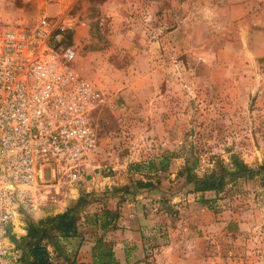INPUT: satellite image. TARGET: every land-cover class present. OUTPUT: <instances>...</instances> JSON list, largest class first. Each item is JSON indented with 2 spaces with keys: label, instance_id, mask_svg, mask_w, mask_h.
Listing matches in <instances>:
<instances>
[{
  "label": "rangeland",
  "instance_id": "rangeland-1",
  "mask_svg": "<svg viewBox=\"0 0 264 264\" xmlns=\"http://www.w3.org/2000/svg\"><path fill=\"white\" fill-rule=\"evenodd\" d=\"M62 13L78 20L74 64L103 100L82 180L46 186L44 208L74 210L110 244L136 214L128 264H264V0H0V25ZM232 154L259 172L192 191Z\"/></svg>",
  "mask_w": 264,
  "mask_h": 264
},
{
  "label": "built area",
  "instance_id": "built-area-1",
  "mask_svg": "<svg viewBox=\"0 0 264 264\" xmlns=\"http://www.w3.org/2000/svg\"><path fill=\"white\" fill-rule=\"evenodd\" d=\"M77 23L62 13L0 25V264L22 261L15 228L42 214L45 187L77 184L98 149L103 94L75 67L67 35Z\"/></svg>",
  "mask_w": 264,
  "mask_h": 264
},
{
  "label": "trees",
  "instance_id": "trees-1",
  "mask_svg": "<svg viewBox=\"0 0 264 264\" xmlns=\"http://www.w3.org/2000/svg\"><path fill=\"white\" fill-rule=\"evenodd\" d=\"M69 35V34H68ZM67 35V39H68ZM69 42V39L67 40ZM70 43V42H69ZM231 165L233 168H229L228 166H219L223 170V173L217 174L216 171L211 170L208 174H205L201 178H196L192 182L191 177L187 181L192 182V191L193 192H206V191H221L226 182V176L233 178L234 176L239 175H248L253 176L257 174L260 170V167L256 168H248L241 159L237 157V155L232 154L230 156ZM189 159L186 160V171L187 176L190 173V166L188 164ZM135 170L139 171L140 166L134 164ZM137 184L139 186L149 185L150 182H142L138 181ZM128 189V188H127ZM72 207H70L71 209ZM105 212V220L100 224L99 227L102 229L110 226L114 219L107 218ZM107 218V219H106ZM112 218V217H111ZM80 220V216H76L74 210H67L66 212H62L59 214H55L53 216L41 217L38 220H30L26 219V235L20 239L19 243L24 249L23 258H27L29 255V259L26 264H51L48 259V251L46 249L45 243H43V239H48L51 236V231L55 233H59L61 235H65L69 232H76L77 223ZM55 236L52 234V237ZM103 235H100L93 247V259L95 264H120L114 257L112 251V244L104 242ZM24 261V259H23Z\"/></svg>",
  "mask_w": 264,
  "mask_h": 264
},
{
  "label": "crops",
  "instance_id": "crops-1",
  "mask_svg": "<svg viewBox=\"0 0 264 264\" xmlns=\"http://www.w3.org/2000/svg\"><path fill=\"white\" fill-rule=\"evenodd\" d=\"M56 213V209L48 211L44 208L42 218ZM138 221L139 218L136 214L121 215L116 221L117 228L109 231L108 237L112 240L113 255L120 264L130 263L129 253H137L141 249V241L139 240L141 226L139 223L135 224ZM82 224L86 226L83 217L78 221L76 232L61 235L51 231V236L48 239H43L42 242L45 243L51 264H95L92 253L94 243L100 233L93 232L92 234L91 230L82 227ZM25 227L26 224L18 226L22 232L17 234L21 238L27 233ZM52 234L55 236L52 237ZM106 237V235H103L104 240ZM26 257L19 264H26L29 255Z\"/></svg>",
  "mask_w": 264,
  "mask_h": 264
}]
</instances>
